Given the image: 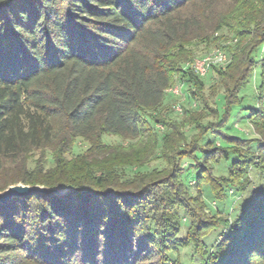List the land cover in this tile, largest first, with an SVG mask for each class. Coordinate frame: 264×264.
Wrapping results in <instances>:
<instances>
[{
  "label": "trees",
  "instance_id": "obj_1",
  "mask_svg": "<svg viewBox=\"0 0 264 264\" xmlns=\"http://www.w3.org/2000/svg\"><path fill=\"white\" fill-rule=\"evenodd\" d=\"M224 27L230 60L212 67L224 110L216 108L219 121L203 138H220L216 163L229 169L205 182L200 155L209 150L183 148L181 131L203 116L172 124L161 109L178 80L201 83L184 65L197 46L217 44ZM257 67L251 106L242 92ZM235 106L249 113L255 137L222 130ZM157 123L170 129L162 149L172 170L124 178L125 166L143 167L160 147ZM109 135L144 149L123 160L102 142ZM77 138L98 149L70 162ZM38 151L53 167L47 157L32 159ZM185 158L197 169L196 196ZM252 170L262 183L234 221L224 213L209 219L203 185L225 202ZM17 183L69 190L0 204V264H169L170 253L188 247L201 264H264V0H0V191ZM179 209L189 221L184 234ZM214 231L220 238L208 247Z\"/></svg>",
  "mask_w": 264,
  "mask_h": 264
},
{
  "label": "rangeland",
  "instance_id": "obj_2",
  "mask_svg": "<svg viewBox=\"0 0 264 264\" xmlns=\"http://www.w3.org/2000/svg\"><path fill=\"white\" fill-rule=\"evenodd\" d=\"M215 36L219 37L217 44L210 47H206L205 45L197 46V56L194 61L184 65L185 68H188L189 66L193 68V70L200 76L199 80H201V83L199 82L200 84L195 86L193 83L191 84V82L187 81V78L178 80L174 83V85L167 89L165 102L161 109L165 118L170 114L171 119L169 122L171 121L172 124H179L184 118H186L187 115L188 117L189 115L190 117H198V115L203 116V118H200L199 126L186 125L181 129V131L184 136V143L182 145L183 148L193 150V148L199 147L202 150H209V153L206 155L207 157L203 158V156L200 155V164L203 167L201 169L207 172L206 177H204L205 179L202 177L205 182L208 179L215 180L212 176L218 177L220 175L227 174L229 169V163L227 162L221 161L219 164L216 163L217 150L220 146H222L220 138L218 139L214 132L208 133L209 135L206 136L208 137V141L205 139L206 137L203 138V135L209 130L207 125L219 121L220 116L217 113L216 108L218 107L221 112L224 110V90L219 83V74L216 70H213L212 67H225L227 63L222 65H212L208 68L205 74H199L194 67L195 62L199 59L201 60L208 56L213 58L216 51H221L228 57V59H230L228 46L232 45L233 42L228 28H222L215 34ZM260 72L261 68L257 67L252 81L248 83L246 90H243L242 92L245 96V102L251 106L255 105L253 95L255 94V84L260 79ZM176 76L178 78V75ZM240 107L241 106L234 107V112L230 123H228V127H222V130L229 132L230 134L253 138L256 135L249 120V113H245V107ZM184 110H188L189 114H186ZM220 125L221 124H217L216 126L210 128L217 130ZM155 126L157 128L158 139L160 140V147L156 148L149 158L147 157L148 159L145 160V165L143 167L140 168L136 165L125 166L123 169L125 172L124 178L141 176L140 174H145L154 178L163 176V174H165L164 172L168 173L172 170V165H170L169 161L163 157L162 149L163 135L165 133H169L170 129L160 123H157ZM102 142L109 145L112 149L119 151H116L115 154L119 155L123 158V160H131L132 157H135L141 149H144V147H138L139 145L136 140H130L115 135L104 136ZM136 143L137 145H134ZM253 145H257V143H254ZM90 148L91 143L89 141L83 138H77L72 152L67 155V159L70 162L84 160L86 157L97 152L98 149L97 147H94L93 152H90ZM45 155L46 154L38 151L34 153L32 159L40 161L47 157L45 166L47 168L53 167V159L48 156V153L46 156ZM190 163L191 161L189 158H185L180 162L181 167L184 169L183 176L186 184H188L187 189L189 194L196 196L199 192V188L196 186L194 181V172H196L197 169L196 167H190ZM241 182L242 183L239 185L240 189L236 188V186L228 189V199L225 202L214 197L208 185L209 183H205L204 185L202 184L203 195L207 204V217L209 219L214 216L218 218L221 216V213H224L229 217L230 222H233L235 217L240 213L241 207L255 195L257 189L262 183L259 175H257L253 170L251 175H249L248 178L244 177ZM215 183L218 184V182ZM179 210V213L183 216L182 229L184 234L189 228L187 225L189 221L188 219H185L181 209ZM219 238L220 232L214 231L206 238L208 247H212ZM178 257L180 264H201L199 255L195 254L191 247L181 249L179 254L170 253L169 264Z\"/></svg>",
  "mask_w": 264,
  "mask_h": 264
},
{
  "label": "water",
  "instance_id": "obj_3",
  "mask_svg": "<svg viewBox=\"0 0 264 264\" xmlns=\"http://www.w3.org/2000/svg\"><path fill=\"white\" fill-rule=\"evenodd\" d=\"M69 189L61 190L57 187H46L42 185H29L24 183H17L8 186L3 191H0V204H6L15 198H24L33 193H42L45 195H63Z\"/></svg>",
  "mask_w": 264,
  "mask_h": 264
},
{
  "label": "built area",
  "instance_id": "obj_4",
  "mask_svg": "<svg viewBox=\"0 0 264 264\" xmlns=\"http://www.w3.org/2000/svg\"><path fill=\"white\" fill-rule=\"evenodd\" d=\"M230 59L222 53L221 51H216L215 56L212 58L211 56H208L203 59H199L195 62V69L199 74H205L208 70V68L212 65H222L225 63H228Z\"/></svg>",
  "mask_w": 264,
  "mask_h": 264
}]
</instances>
